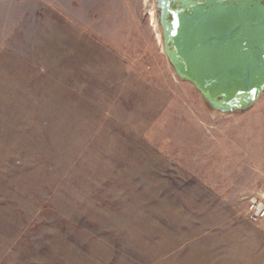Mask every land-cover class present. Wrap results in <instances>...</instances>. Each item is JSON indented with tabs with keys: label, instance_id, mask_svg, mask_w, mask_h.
Listing matches in <instances>:
<instances>
[{
	"label": "rangeland",
	"instance_id": "374dc122",
	"mask_svg": "<svg viewBox=\"0 0 264 264\" xmlns=\"http://www.w3.org/2000/svg\"><path fill=\"white\" fill-rule=\"evenodd\" d=\"M156 4L0 0V264H264V90L211 107Z\"/></svg>",
	"mask_w": 264,
	"mask_h": 264
},
{
	"label": "water",
	"instance_id": "95a60500",
	"mask_svg": "<svg viewBox=\"0 0 264 264\" xmlns=\"http://www.w3.org/2000/svg\"><path fill=\"white\" fill-rule=\"evenodd\" d=\"M164 49L213 108L245 109L264 90V0H161Z\"/></svg>",
	"mask_w": 264,
	"mask_h": 264
},
{
	"label": "built area",
	"instance_id": "2783aa9c",
	"mask_svg": "<svg viewBox=\"0 0 264 264\" xmlns=\"http://www.w3.org/2000/svg\"><path fill=\"white\" fill-rule=\"evenodd\" d=\"M243 213L251 222L258 223L264 219V184L244 196Z\"/></svg>",
	"mask_w": 264,
	"mask_h": 264
},
{
	"label": "bare ground",
	"instance_id": "6f19581e",
	"mask_svg": "<svg viewBox=\"0 0 264 264\" xmlns=\"http://www.w3.org/2000/svg\"><path fill=\"white\" fill-rule=\"evenodd\" d=\"M148 14H149V17H150V23H151V26H152V29L155 33V37H156V40L158 43H162V36H161V33L159 31V29L157 28V25H156V22H155V19H154V11L152 9H150L148 11Z\"/></svg>",
	"mask_w": 264,
	"mask_h": 264
},
{
	"label": "flooded vegetation",
	"instance_id": "af4514ba",
	"mask_svg": "<svg viewBox=\"0 0 264 264\" xmlns=\"http://www.w3.org/2000/svg\"><path fill=\"white\" fill-rule=\"evenodd\" d=\"M160 1L161 0H156V2H157L156 5H157V8H158L159 14L161 13V10H162Z\"/></svg>",
	"mask_w": 264,
	"mask_h": 264
},
{
	"label": "crops",
	"instance_id": "0c3cea01",
	"mask_svg": "<svg viewBox=\"0 0 264 264\" xmlns=\"http://www.w3.org/2000/svg\"><path fill=\"white\" fill-rule=\"evenodd\" d=\"M236 223V222H235ZM250 228V226H248ZM249 228H245V229H249ZM251 230V229H250Z\"/></svg>",
	"mask_w": 264,
	"mask_h": 264
}]
</instances>
